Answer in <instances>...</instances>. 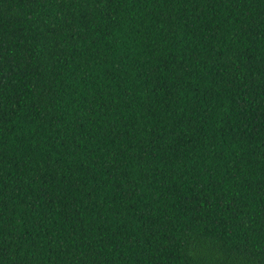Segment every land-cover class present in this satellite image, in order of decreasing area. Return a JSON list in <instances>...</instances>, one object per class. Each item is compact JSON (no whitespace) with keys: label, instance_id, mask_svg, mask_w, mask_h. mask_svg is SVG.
Listing matches in <instances>:
<instances>
[{"label":"trees","instance_id":"trees-1","mask_svg":"<svg viewBox=\"0 0 264 264\" xmlns=\"http://www.w3.org/2000/svg\"><path fill=\"white\" fill-rule=\"evenodd\" d=\"M0 264H264V0H0Z\"/></svg>","mask_w":264,"mask_h":264}]
</instances>
